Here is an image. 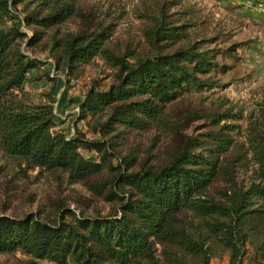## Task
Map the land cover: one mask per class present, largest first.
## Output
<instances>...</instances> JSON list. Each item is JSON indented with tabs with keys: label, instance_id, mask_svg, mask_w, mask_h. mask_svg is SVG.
<instances>
[{
	"label": "trees",
	"instance_id": "trees-1",
	"mask_svg": "<svg viewBox=\"0 0 264 264\" xmlns=\"http://www.w3.org/2000/svg\"><path fill=\"white\" fill-rule=\"evenodd\" d=\"M63 1L0 0V151L29 168L65 175L110 208L93 216L65 206L45 219L2 215L0 255L19 254L25 259H17L19 264H211L226 255L228 264H243L250 248V264H264V102L246 116L242 142L232 134L238 127L226 123L242 115L218 106L184 111L180 118L169 111L184 91L225 88L215 74L230 68L218 57L234 58L241 44L222 51L209 46L215 39L191 41L189 25L171 22L163 8L150 18L154 25L145 32L150 48L141 55L113 52L104 29L74 36L63 49L68 76L96 56L114 74L107 90L92 86L78 104L77 122L90 119L99 139L67 137L54 131L53 105L34 104L24 90L42 63L16 47L26 35L14 13L19 5L49 7L42 17L39 12L24 17L26 26L41 29L27 38L32 46L44 29L74 15L73 4ZM202 119L214 129L202 137L184 133ZM154 126L172 141L165 163L136 165L129 154L113 164L111 140L119 129L142 132ZM81 149L93 156L85 158ZM248 157L256 182L244 188L236 168Z\"/></svg>",
	"mask_w": 264,
	"mask_h": 264
},
{
	"label": "rangeland",
	"instance_id": "rangeland-1",
	"mask_svg": "<svg viewBox=\"0 0 264 264\" xmlns=\"http://www.w3.org/2000/svg\"><path fill=\"white\" fill-rule=\"evenodd\" d=\"M64 0L63 2H65ZM75 8L74 15L63 23L44 29L43 38L36 45L28 46L27 38L35 31V26H26L24 17L29 12H39L44 16L49 7L37 3L19 5L15 10L19 30L26 38L16 43V47L31 59L42 63L35 71L41 80L30 76L24 87L34 104H52L57 119L54 131L63 132L67 137L79 133L88 140H97L90 119L77 122L78 104L87 90L95 86L107 90L113 82L114 70L103 59L96 56L88 65H81L67 75L63 66L64 43L84 32L110 33L107 47L117 54L137 55L149 51L145 37L147 29L154 25L150 19L163 8L167 19L175 24L189 25V39H215L212 45L225 50L233 43L241 44L234 58L227 55L218 57L221 64L229 66L225 74L217 72L225 88H212L200 92L184 91L177 102L170 105L171 117L180 118L184 111L200 109L206 111L217 106L230 114L242 115L240 121H226L238 129L233 132L238 142L244 140L246 116L257 110L264 102V0H70ZM34 73V72H33ZM47 73L48 79L44 76ZM173 106V107H172ZM205 119L191 123L184 133L200 136L214 128ZM113 143L112 162L117 164L127 155L136 158V165L147 163L160 166L167 161L168 148L172 141L168 132L159 127H149L145 131H122ZM85 158L93 156L80 150ZM97 158V157H95ZM137 168V167H136ZM135 168V169H136ZM256 166L250 157L236 168V177L247 188L256 182ZM260 206L261 203H257ZM65 206L76 214L93 216L96 212L106 215L109 205L92 197L80 183L72 184L65 175L48 173L26 166L19 158L9 157L0 151V216L23 218L33 214L45 219L57 214ZM252 250L249 248L243 264H250ZM16 257L0 255V264H19ZM227 262L226 255L213 258L211 264ZM37 264H52L39 261Z\"/></svg>",
	"mask_w": 264,
	"mask_h": 264
},
{
	"label": "crops",
	"instance_id": "crops-1",
	"mask_svg": "<svg viewBox=\"0 0 264 264\" xmlns=\"http://www.w3.org/2000/svg\"><path fill=\"white\" fill-rule=\"evenodd\" d=\"M218 264H219V263H218ZM220 264H228V261H227V262H223V261H222Z\"/></svg>",
	"mask_w": 264,
	"mask_h": 264
}]
</instances>
